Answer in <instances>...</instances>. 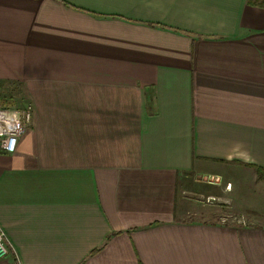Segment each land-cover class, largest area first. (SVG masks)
Masks as SVG:
<instances>
[{
  "label": "crops",
  "instance_id": "0c3cea01",
  "mask_svg": "<svg viewBox=\"0 0 264 264\" xmlns=\"http://www.w3.org/2000/svg\"><path fill=\"white\" fill-rule=\"evenodd\" d=\"M27 104L0 264H264V226L213 220L262 210L235 182L264 179V0H0V106Z\"/></svg>",
  "mask_w": 264,
  "mask_h": 264
},
{
  "label": "built area",
  "instance_id": "2783aa9c",
  "mask_svg": "<svg viewBox=\"0 0 264 264\" xmlns=\"http://www.w3.org/2000/svg\"><path fill=\"white\" fill-rule=\"evenodd\" d=\"M33 126V106L25 105L17 112H12L8 107L0 106V152L11 154L16 151L18 140ZM207 184H218L212 177L203 178ZM226 188H230L227 185ZM10 253L17 256L0 229V260L7 257Z\"/></svg>",
  "mask_w": 264,
  "mask_h": 264
},
{
  "label": "rangeland",
  "instance_id": "374dc122",
  "mask_svg": "<svg viewBox=\"0 0 264 264\" xmlns=\"http://www.w3.org/2000/svg\"><path fill=\"white\" fill-rule=\"evenodd\" d=\"M21 109V108H20ZM259 181L261 182L262 185H264V179L261 178V177H258ZM260 186L257 185L255 187L253 186H250L248 187L247 185L246 186H243V187H239V186H242V185H239L238 182H235V187L236 189L239 190V188H241L242 190V194H241V191L239 192V195H240V199L241 200H246L248 199L249 201H247L246 203L252 205L253 207L256 206V207H259V209H262L261 211H257L255 214H251V213H248L246 211L244 212H241V216L240 217H232L230 213V211L228 210H224V212L222 213L223 215H229V217H216L214 218L213 220H220V222L223 224V225H236L237 224H240L241 226L243 227H263L264 226V186ZM235 187H234V190H233V193H231V195L234 196V191H235ZM238 190L236 191V194L238 193ZM257 191H262V193H257ZM191 198L193 199H196L197 202H196V206L195 205V208L196 209V213L199 214V209L202 208L204 210L208 209L209 211H214L216 208H214V206L212 204H209V203H206L207 200L204 198H201V197H192V195L190 194L189 195ZM228 196H230L228 194ZM235 198H237L236 196H234ZM230 199H232L230 197ZM259 199V200H258ZM216 201V200H215ZM217 202V201H216ZM210 207H213V208H210ZM214 209V210H212ZM201 211V210H200ZM213 213H218V212H213ZM211 213L212 215H215V216H218V215H221L220 213L219 214H213ZM194 219L196 220H200V218H197V217H193ZM186 219H190L189 217H187Z\"/></svg>",
  "mask_w": 264,
  "mask_h": 264
}]
</instances>
